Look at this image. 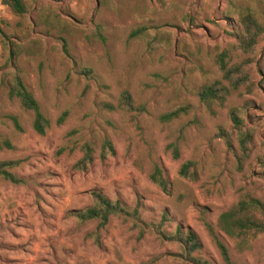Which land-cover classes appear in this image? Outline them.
<instances>
[{
	"label": "rangeland",
	"instance_id": "obj_1",
	"mask_svg": "<svg viewBox=\"0 0 264 264\" xmlns=\"http://www.w3.org/2000/svg\"><path fill=\"white\" fill-rule=\"evenodd\" d=\"M25 3L27 12L19 17L0 0V144L7 140L16 148L0 150V161L19 160L15 172L27 182L15 186L0 180V264H193L180 244L156 232L164 213L170 221L161 230H193L202 245L199 256L208 264H225L212 233L226 246L232 264H264V235L239 254L216 228L219 215L242 190L264 199V35L251 55L237 50L234 39L236 14L251 12L264 23V0ZM138 29H145L146 37L130 39ZM12 43L38 50L13 58ZM224 50L231 65L248 63L254 88L249 93L242 87L223 107L208 110L198 91L222 79L216 57ZM13 74L49 120L45 136L34 133L33 114L9 98ZM123 91L140 113L117 109ZM185 105L192 111L161 121L163 114ZM233 108L254 134L242 171L217 136L219 129L231 132ZM183 126L175 161L167 146ZM105 138L114 153L102 161ZM86 142L93 145L95 160L84 173L73 172ZM234 149L237 154L235 141ZM185 161L196 163L197 181L178 176ZM156 166L169 181V194L149 179ZM92 191L119 201L129 213L137 209L139 220L112 217L99 231L97 245L87 237L97 224L80 225L72 216L92 204Z\"/></svg>",
	"mask_w": 264,
	"mask_h": 264
},
{
	"label": "trees",
	"instance_id": "obj_2",
	"mask_svg": "<svg viewBox=\"0 0 264 264\" xmlns=\"http://www.w3.org/2000/svg\"><path fill=\"white\" fill-rule=\"evenodd\" d=\"M61 2L63 0H54ZM2 5L6 6L14 15L22 17L27 12L25 0H1ZM237 30L234 35L235 48L246 55H251L255 52L256 46L264 35V23L257 19L251 12L236 14ZM145 29H138L132 32L130 39L144 38ZM0 36L4 34L0 28ZM101 37V35L99 36ZM37 47L30 48L25 45L10 44V57L16 58L18 55H30L37 51ZM231 58L228 50L222 51L216 57V65L219 68L222 79L215 80L205 84L198 91L199 102L208 110L213 105L223 107L227 98L238 92L242 87L248 89V92L253 91L254 85L251 84L250 72H246L249 67L248 63L230 64ZM250 71V70H249ZM84 73L91 74L90 70H84ZM264 76V67L262 70ZM264 89V79L261 83ZM8 96L10 99H15L19 102L20 107L33 114L32 129L38 136H45L50 128L49 120L42 114L40 106L33 94L25 86L19 75L13 74L8 80ZM106 109L113 110L114 106L106 104ZM117 109L128 113H140L142 108L136 107L131 94L128 91H123L118 98ZM192 108L188 105L180 106L161 116L162 122H170L178 119L182 115L188 114ZM228 117L231 122V132L219 129L217 136L220 138L226 148L235 156L236 168L242 171L245 162L250 157V146L254 141L252 130L245 128L244 119L241 116L240 110L233 108L228 112ZM63 117L60 118L62 123ZM14 127L21 132L22 128L17 119H12ZM187 126L180 129L179 136L176 141L167 146L172 159L178 161L180 159V149L178 142L182 139V133ZM234 141L237 144V154L234 149ZM16 149L9 141L5 140L0 144L2 149ZM62 150H58L57 154L61 155ZM114 153L112 142L105 138L102 141L99 159L104 161L108 155ZM95 160V150L90 142H86L80 146V157L75 161L71 170L77 173H84ZM21 165L19 160H3L0 161V180L15 186L26 185L27 182L17 175L15 170ZM196 163L193 161H185L181 163L178 169V176L182 179L197 181L198 174ZM150 181L155 184L163 193H170L169 181L159 167H155L149 175ZM92 204L80 211L73 212L77 222L80 225L95 222L96 230L88 233L87 237L92 239L97 245L99 244V231L103 230L109 223L112 217H131L135 221L139 220L137 209L129 213L119 201H112L99 191L91 192ZM170 219L166 213L162 216V223L169 222ZM160 224L156 228V232L162 240L171 241L180 244L187 259L193 264H208L206 260L199 256L202 245L197 234L191 229L176 227L172 232L161 230ZM216 228L219 232L234 242V249L237 253L242 254L252 249L253 243L264 235V199L259 198L251 191L242 190L237 200L217 219ZM213 239L216 242L220 256L225 264H232L226 246L220 242L212 233ZM193 255V256H192Z\"/></svg>",
	"mask_w": 264,
	"mask_h": 264
}]
</instances>
